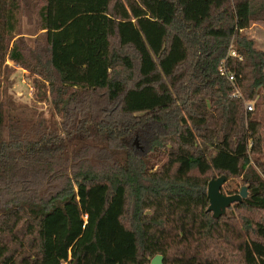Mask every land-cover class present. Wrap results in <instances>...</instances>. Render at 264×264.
<instances>
[{"label":"trees","instance_id":"trees-1","mask_svg":"<svg viewBox=\"0 0 264 264\" xmlns=\"http://www.w3.org/2000/svg\"><path fill=\"white\" fill-rule=\"evenodd\" d=\"M259 22L264 0H0V78L34 74L57 118L0 88V264H264L237 213L264 212ZM215 173L249 188L219 218Z\"/></svg>","mask_w":264,"mask_h":264},{"label":"rangeland","instance_id":"rangeland-1","mask_svg":"<svg viewBox=\"0 0 264 264\" xmlns=\"http://www.w3.org/2000/svg\"><path fill=\"white\" fill-rule=\"evenodd\" d=\"M33 7L34 6L32 5L31 7H23L20 16L21 21L19 33L20 35H23L25 37V40L29 45L32 44V40L34 37L30 35H34L36 30V25L34 24L35 16L32 12ZM244 33L248 38H251L253 40L255 48L264 51V22L251 24V26L246 31H244ZM5 64L7 65V68L10 69V71L7 80L0 78V88H4L7 95L11 96L14 101L19 102L23 106H25L28 109L27 112L29 114H33L36 117H43L44 119L56 123L57 118L52 114L49 103H38L35 101V95L36 93H38L35 84L38 82L37 77H35L34 74L29 73L28 71L20 69L10 61H6ZM37 97H39V95ZM255 101L256 98L252 101L254 106L253 117L261 122L260 133L263 137L264 142V108L260 105H255ZM132 146L135 149H139V143L137 139H133ZM262 147L264 149V143ZM260 160L263 163L264 156H262ZM219 177L225 176H220V174L216 173L210 174L208 176V181L215 180ZM241 187H246L248 194L249 188L247 185H244L239 179L227 177L225 183H223L220 188V193L225 196L237 195ZM237 213L245 215L250 220H258L264 222V212H250L242 209L240 212L237 211Z\"/></svg>","mask_w":264,"mask_h":264},{"label":"water","instance_id":"water-1","mask_svg":"<svg viewBox=\"0 0 264 264\" xmlns=\"http://www.w3.org/2000/svg\"><path fill=\"white\" fill-rule=\"evenodd\" d=\"M225 177H219L211 180L207 184L206 195L208 199L207 211L211 212L214 218H219L225 210L233 203L240 202L247 197L246 187H241L237 195L225 196L220 193V188L225 183ZM163 258L160 255L153 257L150 264H163Z\"/></svg>","mask_w":264,"mask_h":264},{"label":"built area","instance_id":"built-area-1","mask_svg":"<svg viewBox=\"0 0 264 264\" xmlns=\"http://www.w3.org/2000/svg\"><path fill=\"white\" fill-rule=\"evenodd\" d=\"M231 56L236 57V55H235L234 52H231ZM239 60H241L240 57H239ZM218 71H219V74L221 76L225 77L229 82H231V83L234 82V76L232 74H230V73H226V71L224 70V67L223 66H220L218 68ZM233 96L236 97L237 96V93L235 95H233ZM252 110H253L252 103L251 102L246 103L245 104V111L246 112H250Z\"/></svg>","mask_w":264,"mask_h":264}]
</instances>
